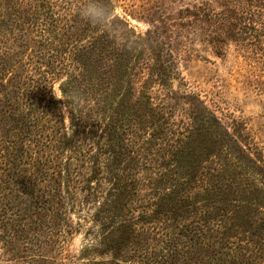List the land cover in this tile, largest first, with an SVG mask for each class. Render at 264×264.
I'll list each match as a JSON object with an SVG mask.
<instances>
[{
	"label": "trees",
	"instance_id": "16d2710c",
	"mask_svg": "<svg viewBox=\"0 0 264 264\" xmlns=\"http://www.w3.org/2000/svg\"><path fill=\"white\" fill-rule=\"evenodd\" d=\"M90 2L0 0V252L7 264H86L92 248L74 258L66 248L87 219L99 223V246L112 254L101 264H264V192L262 203L245 196L250 187L264 191V167L252 160L250 178L231 176L249 168L240 139L192 95H180L187 103L175 119L181 105L167 49L117 16L113 0H95L113 13L108 27L82 19L79 9ZM200 22L234 40L257 31L237 14ZM156 86L167 92L155 97ZM200 123L220 131L219 153L208 158L235 164L184 161ZM242 209L262 221L251 237L231 222Z\"/></svg>",
	"mask_w": 264,
	"mask_h": 264
},
{
	"label": "rangeland",
	"instance_id": "374dc122",
	"mask_svg": "<svg viewBox=\"0 0 264 264\" xmlns=\"http://www.w3.org/2000/svg\"><path fill=\"white\" fill-rule=\"evenodd\" d=\"M113 2L117 16L127 21L138 34L146 35L153 32L154 39L167 49L169 54L165 56L164 62L173 67L175 77L171 83L172 89L179 95L177 97L181 105L174 111L175 119L181 117L183 114L181 108L187 103L180 95L199 98L246 148L247 154L239 156L245 159L242 158L244 163L247 162L248 170L239 171L235 168L236 170H230L231 176L235 174L241 176L240 172L244 175V172L248 174L252 171L249 170L252 167V160L264 167V0H113ZM236 14L246 20L252 19L257 31H249L244 33L240 40H234L228 39L227 34L218 31L212 33V30H203L201 22L199 23V19L204 16ZM54 92L60 99L58 85L55 86ZM159 92L158 87H154L155 97L157 94L162 96L167 91ZM179 125L182 126V122H179ZM219 133V129L213 124L200 123L192 143L188 146V154L184 161L193 163L201 160L208 166L212 165L214 159L222 166L235 164L231 163V157L208 158L211 153V155L219 153L218 146L221 144L220 138L218 139ZM231 144L236 148L234 143ZM258 172L260 173V170ZM242 177L250 178L245 175ZM258 180L263 181L264 187V173L258 175ZM249 190L245 195L246 200L253 197L262 203L260 197L264 191L261 187H250ZM89 212L86 211L83 215L90 217ZM259 217L254 212L248 214L247 210L242 209L231 222L239 233L251 237L249 232L257 231L258 227L262 226ZM102 234L99 223L87 219L80 233L76 234L67 246L68 255L78 257L82 249L89 247L92 250L84 263L101 264L100 261L109 260L112 254L98 243L103 240ZM95 247H98V250H95ZM6 260L0 252V264H7ZM69 264L81 262L72 261Z\"/></svg>",
	"mask_w": 264,
	"mask_h": 264
},
{
	"label": "clouds",
	"instance_id": "9594fccd",
	"mask_svg": "<svg viewBox=\"0 0 264 264\" xmlns=\"http://www.w3.org/2000/svg\"><path fill=\"white\" fill-rule=\"evenodd\" d=\"M79 14L82 19L99 27H108L113 15L111 11L100 6L95 0H91L89 4L81 7Z\"/></svg>",
	"mask_w": 264,
	"mask_h": 264
}]
</instances>
